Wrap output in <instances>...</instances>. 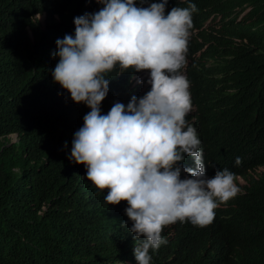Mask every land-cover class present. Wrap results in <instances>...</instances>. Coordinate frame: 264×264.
<instances>
[{"label":"clouds","instance_id":"obj_1","mask_svg":"<svg viewBox=\"0 0 264 264\" xmlns=\"http://www.w3.org/2000/svg\"><path fill=\"white\" fill-rule=\"evenodd\" d=\"M110 5L90 57L170 147L145 166L151 197L110 264H170L184 247L188 264H264V0ZM201 111L225 121L207 135Z\"/></svg>","mask_w":264,"mask_h":264},{"label":"trees","instance_id":"obj_2","mask_svg":"<svg viewBox=\"0 0 264 264\" xmlns=\"http://www.w3.org/2000/svg\"><path fill=\"white\" fill-rule=\"evenodd\" d=\"M110 3L0 0V264H110L151 197L145 166L169 137L137 125L141 103L113 92L88 50ZM201 113L207 135L225 121Z\"/></svg>","mask_w":264,"mask_h":264},{"label":"rangeland","instance_id":"obj_3","mask_svg":"<svg viewBox=\"0 0 264 264\" xmlns=\"http://www.w3.org/2000/svg\"><path fill=\"white\" fill-rule=\"evenodd\" d=\"M215 153V152H214Z\"/></svg>","mask_w":264,"mask_h":264}]
</instances>
